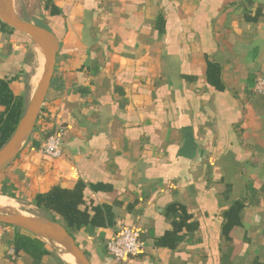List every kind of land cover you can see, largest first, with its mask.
Listing matches in <instances>:
<instances>
[{"label": "crops", "instance_id": "0c3cea01", "mask_svg": "<svg viewBox=\"0 0 264 264\" xmlns=\"http://www.w3.org/2000/svg\"><path fill=\"white\" fill-rule=\"evenodd\" d=\"M53 2L65 29L46 20L59 51L43 106L52 125L65 126L62 155L49 160L33 149L34 127L0 173L23 172L20 196L38 157L47 166L35 195L81 182L84 205L91 214L100 208L105 223L74 235L91 264H264V96L247 85L264 76V0ZM19 36L0 33V79L18 77L10 88L24 97L32 69L21 73ZM206 60L221 66L224 91L205 83ZM238 201L226 239L224 214ZM171 206L188 219L178 240L159 245L179 225ZM122 226L145 235L144 248L115 262L105 244ZM13 235L0 228V264H35L6 257Z\"/></svg>", "mask_w": 264, "mask_h": 264}, {"label": "trees", "instance_id": "16d2710c", "mask_svg": "<svg viewBox=\"0 0 264 264\" xmlns=\"http://www.w3.org/2000/svg\"><path fill=\"white\" fill-rule=\"evenodd\" d=\"M244 1L250 3L251 0ZM43 9L46 12L47 20L52 22L55 26L65 29L64 16L53 0H45ZM255 13L258 14L259 11H256ZM254 17H256V15L250 17L246 16L248 20L255 19ZM60 21H63V25L60 24ZM12 32L15 31L0 21V33L2 36H7ZM30 44L31 42L27 38V41L24 42L26 56L23 62L24 68L21 72L24 74H26L27 71L29 72L34 66V62L31 64V61H34L35 53L29 47ZM18 79V77L12 78L8 81L0 79V148L10 139L25 108L26 103L24 97L14 94L10 88L11 83L18 81ZM256 80L257 79L255 78H249L247 81V85L252 88V91ZM205 83L217 91L225 90V85L222 81L221 66L213 60H206ZM50 124L49 116L45 115V108L43 106L33 131V134L37 132L38 135V140L33 141L31 144L36 151H41L42 143L57 131V125ZM58 126L65 131V126L63 124ZM23 177V172L19 169H12L11 167L0 173V195L19 201L21 191L16 184L23 181ZM26 183L27 182L25 181L24 185H26ZM83 191L84 186L81 182H77L70 190L53 186L44 193L36 194L31 202L37 209L57 216L59 220L55 219L54 216L50 218H53L60 223L67 233L74 239V235L78 231L89 230L91 232L96 227L105 225L104 220L101 218L102 210L100 208H93V214H91L90 208L84 205ZM242 209L243 204L238 201L233 203L228 211L225 212L222 234L226 239L232 227L238 223ZM167 213L171 215L173 214L174 216L177 214L180 215V221L178 227L176 223L174 224V227L176 228L174 231L168 232L162 237L159 245L165 244H161V242L175 239L178 240L177 238H174L177 229L181 228L180 226L185 224L188 219V216L184 213V209L180 207L177 209L175 206H171ZM175 221L176 220H174V222ZM7 227L14 230L13 238L9 242V249L12 251V254L6 255L10 261H14L20 255L25 254L37 264L43 258L51 256L52 250L49 248L50 244L47 242L17 228L11 226ZM144 238L145 235L140 234V239L143 240ZM177 242L175 241L172 247L176 246ZM84 254L89 259L88 253L84 252ZM58 261L63 263L60 258H58Z\"/></svg>", "mask_w": 264, "mask_h": 264}, {"label": "water", "instance_id": "95a60500", "mask_svg": "<svg viewBox=\"0 0 264 264\" xmlns=\"http://www.w3.org/2000/svg\"><path fill=\"white\" fill-rule=\"evenodd\" d=\"M0 21L15 32L26 36L38 50L42 61V72L36 87L13 134L0 148L2 171L18 155L35 127L53 77L59 41L46 28L21 19L16 13L14 0H0ZM0 225L17 228L45 242L58 245L64 254L72 258L74 264H91L65 228L53 218L35 217L0 209Z\"/></svg>", "mask_w": 264, "mask_h": 264}, {"label": "rangeland", "instance_id": "374dc122", "mask_svg": "<svg viewBox=\"0 0 264 264\" xmlns=\"http://www.w3.org/2000/svg\"><path fill=\"white\" fill-rule=\"evenodd\" d=\"M44 2L45 0H14V7L16 10V13L24 21L34 23L38 26H42L46 28L47 30H50V28L47 26L48 23L46 22L47 20L46 12L43 9ZM19 38L27 41V38L24 36H19ZM30 47L34 49V53H35V58L33 61L34 66L32 70L28 73V75L25 77L23 83L21 84V89L23 91V95L25 97L26 103L31 97L36 87V84L41 76V72H42V62H41V58L38 53V50L32 44H30ZM25 150L26 148L23 150V152H25ZM45 166L47 165H46V162H44L43 158L38 157L36 164L30 167L27 173L29 180H30L29 187L28 189L25 190V192H23L22 196H20L19 201L8 200L6 198L0 197V200H6L12 203V207L6 208L5 210L10 211V212L24 214V215L42 217V218H50L54 216L50 213L37 209L36 207L32 205V202H31L35 193L41 190V187H42L41 184L44 182L42 178L43 176L42 170H43V167ZM54 217L55 219L59 220L57 216H54ZM0 228L11 229L10 227L4 226V225H0ZM49 248L52 250V254H53V260L51 259L49 261L50 263H53V264L55 263L54 258L62 259L61 252L57 251L51 245ZM65 264H69V263H65Z\"/></svg>", "mask_w": 264, "mask_h": 264}, {"label": "built area", "instance_id": "2783aa9c", "mask_svg": "<svg viewBox=\"0 0 264 264\" xmlns=\"http://www.w3.org/2000/svg\"><path fill=\"white\" fill-rule=\"evenodd\" d=\"M253 92L264 96V76L257 78ZM64 130L57 126V131L49 136L41 146V153L49 160H56L62 155ZM143 243L139 231L133 227L122 226L106 242L105 249L115 262L133 259L143 253Z\"/></svg>", "mask_w": 264, "mask_h": 264}, {"label": "bare ground", "instance_id": "6f19581e", "mask_svg": "<svg viewBox=\"0 0 264 264\" xmlns=\"http://www.w3.org/2000/svg\"><path fill=\"white\" fill-rule=\"evenodd\" d=\"M11 207H12V203L11 202H8L6 200H0V209L5 210L6 208H11ZM47 243L50 244L51 246H53L57 251L61 252V255H62V258L63 259H65L67 262H69L71 264H74L72 258L70 256L64 254L62 252V249L58 245L53 244V243H50V242H47Z\"/></svg>", "mask_w": 264, "mask_h": 264}]
</instances>
